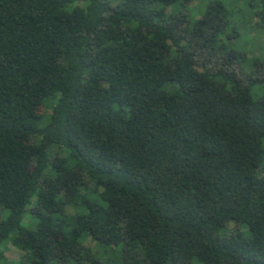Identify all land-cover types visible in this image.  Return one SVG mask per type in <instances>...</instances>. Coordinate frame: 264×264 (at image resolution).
I'll list each match as a JSON object with an SVG mask.
<instances>
[{
  "label": "trees",
  "instance_id": "16d2710c",
  "mask_svg": "<svg viewBox=\"0 0 264 264\" xmlns=\"http://www.w3.org/2000/svg\"><path fill=\"white\" fill-rule=\"evenodd\" d=\"M185 3L0 0V264H264V58Z\"/></svg>",
  "mask_w": 264,
  "mask_h": 264
},
{
  "label": "rangeland",
  "instance_id": "374dc122",
  "mask_svg": "<svg viewBox=\"0 0 264 264\" xmlns=\"http://www.w3.org/2000/svg\"><path fill=\"white\" fill-rule=\"evenodd\" d=\"M212 1L215 0H186L182 12L186 15L188 21H193L195 18L199 17L206 8V5ZM218 1H221L230 11L227 17L230 25L228 32H231L230 27L233 26L240 35L238 41L227 43L228 49L232 48L239 53V62L243 63V65H245L246 62L248 64L253 63L256 58H264V21L255 17L246 23L247 26H244L243 20L248 19L249 10H246L248 8L244 7L243 0ZM255 22H258L259 25H255ZM245 67L247 69L248 65ZM47 111L48 110L45 109V112ZM85 245L88 247H94V242L90 238H87L85 240ZM22 254L23 252L12 243H8L5 246V256L9 262L18 261Z\"/></svg>",
  "mask_w": 264,
  "mask_h": 264
}]
</instances>
